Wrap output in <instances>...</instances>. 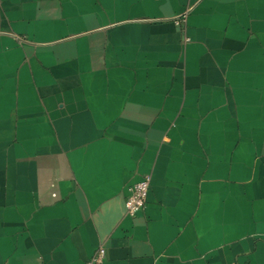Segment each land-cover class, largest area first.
<instances>
[{
    "label": "crops",
    "instance_id": "1",
    "mask_svg": "<svg viewBox=\"0 0 264 264\" xmlns=\"http://www.w3.org/2000/svg\"><path fill=\"white\" fill-rule=\"evenodd\" d=\"M100 245L264 264V0H0V264Z\"/></svg>",
    "mask_w": 264,
    "mask_h": 264
},
{
    "label": "built area",
    "instance_id": "2",
    "mask_svg": "<svg viewBox=\"0 0 264 264\" xmlns=\"http://www.w3.org/2000/svg\"><path fill=\"white\" fill-rule=\"evenodd\" d=\"M150 178V175L146 173L128 187L125 208L129 215L137 213L145 206L150 186ZM85 264H106L105 247L102 245L98 246Z\"/></svg>",
    "mask_w": 264,
    "mask_h": 264
}]
</instances>
